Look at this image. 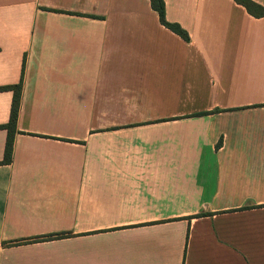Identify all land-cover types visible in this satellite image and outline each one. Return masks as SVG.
Instances as JSON below:
<instances>
[{"label": "crops", "instance_id": "crops-1", "mask_svg": "<svg viewBox=\"0 0 264 264\" xmlns=\"http://www.w3.org/2000/svg\"><path fill=\"white\" fill-rule=\"evenodd\" d=\"M165 2L0 0V264H264V16Z\"/></svg>", "mask_w": 264, "mask_h": 264}, {"label": "trees", "instance_id": "trees-1", "mask_svg": "<svg viewBox=\"0 0 264 264\" xmlns=\"http://www.w3.org/2000/svg\"><path fill=\"white\" fill-rule=\"evenodd\" d=\"M236 2L244 5L247 10L253 14L256 17H262L264 16V6L253 1V0H235ZM152 8L157 11L159 15V19L163 25L180 35L185 40H189V34L188 32L177 22H171L166 17V2L165 0H150ZM255 8H258L261 12L256 11ZM10 89L13 90V102L11 107V113H10V119L8 123L0 125V128H5L8 131L7 134V140L5 145V152H4V163H10L13 158V141L14 136L17 132V119H18V113L20 109V99H21V89L22 85L21 83L17 85H10V86H4L0 87V90H6ZM208 112H200L195 113L191 116H197L201 114H207ZM221 143V141L218 143V145Z\"/></svg>", "mask_w": 264, "mask_h": 264}, {"label": "rangeland", "instance_id": "rangeland-1", "mask_svg": "<svg viewBox=\"0 0 264 264\" xmlns=\"http://www.w3.org/2000/svg\"><path fill=\"white\" fill-rule=\"evenodd\" d=\"M253 1H255V0H253ZM256 2V1H255ZM258 3V2H257ZM260 4V3H259ZM262 5V4H261ZM264 6V5H263ZM256 9V11H258V12H261L258 8H255Z\"/></svg>", "mask_w": 264, "mask_h": 264}]
</instances>
